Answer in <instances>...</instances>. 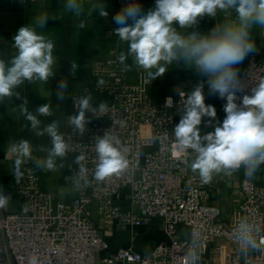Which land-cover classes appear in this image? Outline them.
<instances>
[{"label": "built area", "instance_id": "obj_1", "mask_svg": "<svg viewBox=\"0 0 264 264\" xmlns=\"http://www.w3.org/2000/svg\"><path fill=\"white\" fill-rule=\"evenodd\" d=\"M116 2L120 10L132 0ZM119 54L111 50L107 59L93 65L92 73L103 85H85L70 98L75 112L85 96L91 97L93 107H98L94 93L111 98L107 114H87L90 123L83 136L72 128L62 132L71 144L70 153L86 157L64 178L73 193L70 202L44 191L28 164L21 166L19 181L13 175L20 206L17 212H0V264H264V243H259L264 240V186L255 180L246 182L242 173V200L230 219L222 220L221 209L210 202L207 190L218 179L202 184L198 174L187 169L195 153L182 152L175 141L173 129L183 114L186 95L182 98L180 92L154 103L144 86L127 83ZM241 74L245 91L250 92L255 80L264 76V58L250 55ZM168 99L173 102L170 108ZM203 125L209 128L212 122ZM106 132L120 139L128 166L97 181L95 139ZM94 213L109 224L128 228L157 220L166 241L147 253L132 244L112 248ZM242 217L258 227L259 250L247 254L234 239ZM193 253L198 254L196 261Z\"/></svg>", "mask_w": 264, "mask_h": 264}, {"label": "clouds", "instance_id": "obj_2", "mask_svg": "<svg viewBox=\"0 0 264 264\" xmlns=\"http://www.w3.org/2000/svg\"><path fill=\"white\" fill-rule=\"evenodd\" d=\"M64 8L77 18L86 14L84 0H65ZM93 11L102 18L109 15L101 0H94L87 14ZM205 16L216 20L212 28L207 32L188 31L195 29ZM48 19L47 15H42L34 25L20 27L12 38L15 54L8 59L0 56V103L21 100L19 90L26 82L47 83L55 75V42L38 31L45 28ZM112 20L117 25L114 33L125 46L119 54L123 70H141L145 83H151L162 76L169 65L182 63L205 78L209 95L226 101L225 117L220 121L215 107L205 103L204 83H198L187 94L180 93L182 98L186 95V99L183 114L173 129L174 137L182 152L195 153L190 168L198 174L200 182L208 184L216 175L232 176L241 170L246 182L252 181L264 165V76L257 78L250 92H246L237 66L257 52L252 32L264 29V0H155L154 6L146 12L138 0H132L117 11ZM128 60L130 64L125 63ZM76 68L77 64L72 63L73 72ZM98 84L103 85L104 81L99 80ZM57 89L56 95L63 98L67 82L61 81ZM237 93L244 94L238 97ZM172 106V100L168 99L166 107ZM76 109L68 123L79 136L84 135L90 123L88 113L99 117L110 111L107 102L93 107L90 96L79 99ZM21 114L37 136L50 138L51 146L41 148L46 156L38 159L33 155L36 149L29 140L19 139L10 144L8 152L13 158V175L17 181L23 176L21 166L29 161H34L40 169L54 171L57 159L63 160L72 151L60 131L59 120L41 127L38 117L53 115L50 104L38 106L35 113L22 105ZM204 118L215 123L211 131L202 134ZM120 143V139L109 132L96 137L95 180L104 181L127 168L128 161ZM85 159L81 154L75 162L80 164ZM8 204L9 198L0 194V209ZM257 233V225L247 218L238 221L234 239L245 254L259 250V243H264V240L258 243ZM197 259L198 254L193 253L192 260Z\"/></svg>", "mask_w": 264, "mask_h": 264}, {"label": "crops", "instance_id": "obj_3", "mask_svg": "<svg viewBox=\"0 0 264 264\" xmlns=\"http://www.w3.org/2000/svg\"><path fill=\"white\" fill-rule=\"evenodd\" d=\"M94 0H84L86 14L77 18L64 8L65 0H0V56L5 59L15 54L12 38L18 29L28 24L34 25L35 20L42 16H48V23L44 29H38L50 36L55 42L54 57L56 63L53 71L55 75L47 83H25L20 88L21 100L13 99L0 103V194L9 198V204L5 209H0L1 213L17 212L20 206V199L14 193L12 186L13 164L12 156L8 152L10 144L19 139L29 140L36 151L34 157L43 159L46 152L41 148L51 146L50 138L37 136L30 128L25 117L21 114V106H26L29 111L35 113V109L45 103L51 105L53 115L51 117H38L41 127L53 120L60 121V131L65 132L71 128L68 118L76 114L70 98L73 93L78 92L85 85H92L99 81L92 73L93 65L98 61H103L110 56L111 50H121L125 47L114 33L117 25L112 17L119 11L116 0H101L109 13L107 18H102L98 12L93 11L90 15L87 10ZM155 0H141L146 12L154 6ZM83 23L84 27H80ZM216 20L205 16L199 21L195 29L200 32H207L214 26ZM178 30L179 27L177 25ZM256 43L257 58H264V29H254L252 32ZM72 63L77 64L75 72L72 70ZM125 63L130 64L128 60ZM246 60L238 65L240 72L243 71ZM128 84L142 85L146 88L150 99L154 103H161L166 96L176 97L178 93H189L198 83H204V94L206 105H212L217 112V119L222 121L225 117L223 100L218 96L209 95L205 78L196 72L186 68L182 63L169 65L167 71L151 83H145V74L141 70L125 71ZM61 81L67 82V90L63 98H58L57 85ZM94 104L101 102H111V98L104 94H93ZM201 125L202 134L212 130V125L207 128L203 122ZM76 155L68 153L63 160L57 159V168L54 171L40 169L36 167L34 161H29L33 172L38 176L41 188L49 192L55 199H60L69 203L73 193L66 185L64 178L73 173L75 168ZM194 157L188 159L187 169ZM25 165V164H24ZM243 170L234 173L232 176L216 175V184L207 187L210 202L221 209V219L229 220L231 211L242 200L239 190V179ZM264 186V165L261 166L253 179ZM93 215H96L95 213ZM96 223L102 230L105 239L112 248L120 245L132 244L136 250L147 253L155 245L166 241V237L160 227V222L152 221L147 226L138 228L120 227L109 224L96 215Z\"/></svg>", "mask_w": 264, "mask_h": 264}, {"label": "rangeland", "instance_id": "obj_4", "mask_svg": "<svg viewBox=\"0 0 264 264\" xmlns=\"http://www.w3.org/2000/svg\"><path fill=\"white\" fill-rule=\"evenodd\" d=\"M94 221L96 222V215H93Z\"/></svg>", "mask_w": 264, "mask_h": 264}]
</instances>
